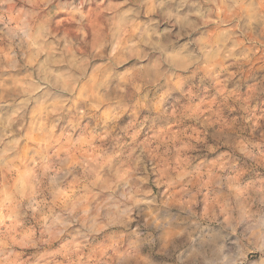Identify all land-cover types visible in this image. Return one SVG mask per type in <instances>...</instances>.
<instances>
[{
	"label": "clouds",
	"instance_id": "9594fccd",
	"mask_svg": "<svg viewBox=\"0 0 264 264\" xmlns=\"http://www.w3.org/2000/svg\"><path fill=\"white\" fill-rule=\"evenodd\" d=\"M0 264H264V0H0Z\"/></svg>",
	"mask_w": 264,
	"mask_h": 264
}]
</instances>
